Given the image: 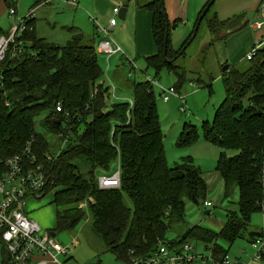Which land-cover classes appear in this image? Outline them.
Masks as SVG:
<instances>
[{"label":"trees","instance_id":"trees-1","mask_svg":"<svg viewBox=\"0 0 264 264\" xmlns=\"http://www.w3.org/2000/svg\"><path fill=\"white\" fill-rule=\"evenodd\" d=\"M134 1L152 13L157 50L145 57L146 68L153 70L154 78L162 70L173 73L177 92L186 82V71L177 59L185 56L202 25L211 34L205 52L248 23L243 21L244 12L219 20L215 0H207L197 15L196 22L204 13L195 37L188 43L191 32L175 49L171 33L180 20H168L164 0ZM67 30L70 37L59 44L39 36L33 25L20 36L28 42L24 55L1 63L6 95L0 98V156L12 155L27 140H34L36 161L43 164L48 176L41 197L53 191L55 226L50 232L72 230L89 214L92 231L105 251L122 264L150 256L159 242L176 252L187 243H202L222 263L237 239L250 244L261 235L250 228V221L264 204V46L246 59L243 70L229 65L220 72L224 97L212 120L202 122L203 139L220 148L214 170L223 181L224 198L231 197L235 188L238 191L236 209L227 211L223 227L214 231L186 223V203L205 200L206 182L190 156L173 166L168 164L150 82H134L132 103L110 101V86L101 81L104 72L93 37L86 39L74 27ZM6 33L0 26V35ZM214 78L210 75L208 81L197 78L196 82L212 93ZM57 103L60 111L55 109ZM197 140V127L183 122L176 146L189 147ZM227 150L236 153L229 156ZM47 154L51 160L46 159ZM117 161L120 187L99 188L97 170H113ZM168 230L176 233L173 239H166ZM0 244V264H11L1 236Z\"/></svg>","mask_w":264,"mask_h":264},{"label":"rangeland","instance_id":"rangeland-1","mask_svg":"<svg viewBox=\"0 0 264 264\" xmlns=\"http://www.w3.org/2000/svg\"><path fill=\"white\" fill-rule=\"evenodd\" d=\"M16 5L17 9V19L14 20L13 23H17L20 19L25 17L28 14V11H31L36 4L37 0H11ZM67 5V4H66ZM70 5V4H69ZM79 13V14H75ZM81 11H74L69 6H64L57 10V13L49 16L50 21H57L56 24L58 27L63 25H74L78 27V21L82 23ZM1 22V27L5 30L8 29L10 24H13L11 19L14 17L9 16L8 8L6 9V13L3 15ZM83 31L88 32L91 27L86 23H83ZM47 30V29H46ZM254 29L252 26H248L247 28L236 31L232 35H235L233 39H238L234 47L243 48L249 39V35L253 32ZM52 37H55L56 40H62L63 35L59 33L56 29L54 31L47 30ZM65 33V32H63ZM229 35V34H228ZM227 35V36H228ZM226 36V37H227ZM262 37H264V27L262 28ZM211 34L207 30V28L202 25L198 31L196 38L190 43V45L186 48L185 56L179 57L177 59V64L186 71V82L183 84L182 88L179 90V93L183 96L184 103L181 102L175 96L169 95L168 101H163L159 95L161 91V87L168 88L174 85L175 75L171 72H167V70H162L157 78H154V72L152 69L146 68L145 57H138L137 59H133L134 67L130 66V63L127 60H124L120 65L118 64V68L122 70H126L125 75H114V83L113 85H120V81H126L129 85H132L134 81H145L149 80H158L159 85L154 86V93L156 96V104L160 119V124L162 128V132L164 134L163 144L164 150L166 154L167 162L170 166L176 162H181L182 159L186 156H190L193 159V162L196 165L201 167V170L209 172L212 171L215 167L216 158L220 151V148L206 142L202 137V122L204 120L211 121L214 115V111L216 107L220 104L224 97V88L222 84V80L218 77L226 63H222L220 60V54L218 45H223L222 43H215L211 48L207 49L205 52L203 51L204 45L210 40ZM88 39V37L86 38ZM62 41H57L62 43ZM56 42V43H57ZM94 43V42H93ZM247 48V47H246ZM224 50V47L220 48ZM103 57L99 55V62L101 63L103 69L107 67L106 63L102 59ZM248 62L246 59L240 60L236 64V68L238 70H243L246 68ZM116 64L111 67L110 71H114L116 68ZM111 66V64H110ZM133 70V75L131 76ZM112 72H110V76ZM212 75L215 77L212 80V93H209L208 89L201 86L196 82V79L199 78L203 81H208L209 76ZM121 77H124L122 79ZM127 78V79H126ZM126 79V80H125ZM101 81L108 86L109 79L104 73L101 77ZM119 81V82H118ZM111 86V85H109ZM124 89V87H123ZM128 92H130L128 90ZM130 95V93H128ZM110 101H113V98H110ZM183 105L185 108V112L181 111L180 106ZM39 119V118H37ZM190 121L194 124L198 129V140L195 144L189 147H178L176 146V139L178 134L180 133L183 122ZM81 130V129H80ZM52 137V136H51ZM56 138H53L51 141H54ZM227 155L232 156L236 153L234 150H227ZM207 156L206 158L204 157ZM87 167H84L82 172L85 174ZM111 172L104 170H97V176L102 174H109ZM238 192H234L231 197L224 198L223 192L217 195V192L214 194L207 193L205 200H209L211 202L210 207H204L203 202L200 204L190 203L186 209V220L187 225L195 224L211 228L212 223L211 219L214 217H224L225 215V206L228 208L236 207V201ZM53 196V191H50L43 195L41 198H27L24 200L23 210L26 215L35 220L42 228V232L47 233L54 227V218H55V207L51 203ZM127 202V198L125 197ZM129 203V202H127ZM83 206H85L83 204ZM232 206V207H231ZM205 210H210V214L204 215ZM250 228L252 229H261L260 231L264 234V221L262 219V211L253 213L251 216ZM246 233H244L245 235ZM78 236L81 246L78 248L76 252H73L75 247L72 244L73 236ZM166 239H173L174 234L171 230H168L165 235ZM55 239L64 246H68L70 251L74 253V258L77 260L78 264H92V262L96 263L100 260L103 264H122L117 261L113 254L105 251L104 244L100 237L92 231L91 228V219L89 214L80 221L74 229L72 230H64L60 231L56 234ZM224 247H227V244L224 242H220ZM194 253L195 254H203L204 257L211 258V251L202 243H194ZM245 250V253L242 255L241 259V249ZM1 250V244H0ZM241 251V252H240ZM253 249L250 244L246 242L244 238L237 239L228 250V258L230 261L233 259L240 257V259L244 263L249 264H264V261L260 263L250 262V257L252 256ZM78 256V257H77ZM246 256V257H244ZM63 257V256H62ZM200 259L198 257L195 258L193 264H199Z\"/></svg>","mask_w":264,"mask_h":264},{"label":"built area","instance_id":"built-area-1","mask_svg":"<svg viewBox=\"0 0 264 264\" xmlns=\"http://www.w3.org/2000/svg\"><path fill=\"white\" fill-rule=\"evenodd\" d=\"M65 1L72 7L78 5L77 0ZM262 7L264 8V4ZM35 9L33 7L25 17L17 23H13L6 34L0 35V98L6 95L1 63L6 58L20 59L24 55L26 50L25 45L28 42L20 39V36L27 28H32L31 23L35 18ZM119 11V6L115 5L112 7V16L108 19V25L112 26L116 24ZM8 14L13 17L15 9L13 7L8 8ZM255 24L258 28L264 27V11L263 18ZM101 30L104 33V37L97 42L96 51L109 57L117 52L119 47L108 39V33L105 28ZM262 46H264L263 38L259 39L249 50L246 59L254 56L256 51ZM147 80L150 82L152 89H154L155 85H159L157 80ZM114 89V85H111V97H114ZM159 95L163 101H167L169 95H171L184 103L183 96L173 86L168 88L161 87ZM5 103L7 104V102ZM129 103L132 102L129 101ZM60 107V103H57L55 109L60 111ZM180 108L182 112H185L183 105ZM33 141V139L27 140L22 149L12 155L6 157L0 156V236L2 245L11 264L58 263V256L65 257V261L59 262V264H73L69 258H66L68 256L67 247L59 243L55 237H52L50 232H42L41 226L35 220L29 218L23 210L24 200L29 197H41L48 181L43 164L36 161L37 157L32 149ZM46 159L51 160V157L47 154ZM261 181L264 188V168L262 169ZM97 185L99 188L120 187V167L118 161L114 164V169L109 174L97 176ZM203 205L204 207H209L211 202L204 200ZM262 219L264 221V204ZM250 246L253 249L250 262H262L264 260V234L257 236L250 243ZM193 249H195L194 245L187 243L181 251L176 252L159 242L157 249L150 256L134 259L130 264H193L196 257L206 264H249L236 258L230 261L228 256L224 258L222 263H219L212 257L208 258L204 257L203 254H195ZM34 256H37V258H34Z\"/></svg>","mask_w":264,"mask_h":264},{"label":"crops","instance_id":"crops-1","mask_svg":"<svg viewBox=\"0 0 264 264\" xmlns=\"http://www.w3.org/2000/svg\"><path fill=\"white\" fill-rule=\"evenodd\" d=\"M206 1L207 0H164V6L168 20L170 22H173L174 20H180L179 25L171 33V42L175 49H178L182 45L183 41L192 32L194 24L197 19L198 12ZM77 2L78 5L76 7H72L65 0H40V2L34 4V6L31 7V8L33 7L36 8L35 18L34 20H32V24L34 25V28L39 36H42L45 39L53 42L62 41V40H56V38L52 37L51 34L47 32V30L54 31L57 29L59 33L63 35L62 39H64L62 43L57 42L59 44H63L70 37L71 33L67 30V28L74 27L77 29V31L84 33V35L89 39L93 37V42H94L93 44L95 47L97 45V42L100 39H103L104 33L101 29L105 28L108 33L107 34L108 39L114 45L119 47L117 52L110 55L109 57H106L104 54H99L103 57L102 59L107 65V67L103 69L101 63L99 62L103 72L106 74V76L109 79L108 86L113 85L114 75H125L126 73L125 72L126 70H122L118 68V64L121 65L124 60H127L130 63V66L134 67L135 60H132V58L137 59L138 57H142L144 55L148 56L156 52L157 48L153 40L152 29H151L152 13L146 8L138 7L134 0H77ZM6 3H10V5L13 6L16 10L13 16L14 18L11 19L13 23L14 20L17 19V9H16V5L11 0H0V21H2L3 19L2 17L6 13V9H7ZM263 4H264V0H215L214 7L219 20H225L234 15L244 12L246 14L244 16L243 21L246 20L248 21V23L240 30H243L248 26H252V28L254 29V31L250 33L249 39L246 42L247 44L243 46V48H240L238 46L237 47L233 46L234 44L237 43L236 41L238 40V39H233L235 35L232 34L234 32L230 33L227 37H225L224 40L218 41L219 43L223 42L222 43L223 45H218L220 60L222 63L236 66V64L240 60L246 59L247 53L255 45V43L259 41V39L261 38L264 39V37H262L263 27L258 28L255 24L257 21H260L263 18V11H262V9H264L262 7ZM115 5L119 6L120 8L126 7V12L124 19H120L117 16L116 24L111 26L108 25V19L112 16L111 10L112 7H114ZM64 6L65 7L69 6L74 11L77 12L81 11L82 14L81 13L80 14L82 16L81 19L82 23L78 21L77 23L78 27L75 26L74 23L73 25H63L58 27L56 25L58 24L57 21L49 20L50 15L57 13V10ZM75 14L77 15L79 13H75ZM83 23L86 24L89 23V25L91 26L89 30H87L88 32L83 31V26H82ZM11 25L12 24L9 25L7 30L5 29L4 30L7 32ZM0 26H1V22H0ZM222 46L224 47V50L220 49L222 48ZM116 63L117 65L114 71H110L111 67H113V65ZM110 72H112L111 73L112 77L110 76ZM129 73H132L131 74L132 76L133 70L132 72ZM121 78L124 79V77ZM127 80L120 82L118 81L121 86H118L116 84L114 85L115 89H114V97H112L113 101H121V100L131 101V92L134 83L132 85H129ZM128 90L130 92H128ZM128 93H130V95ZM204 157L206 158L207 156L204 155ZM174 164H176V162ZM202 175L207 186L206 194L207 193L214 194L217 192L216 196H218L223 192V181L217 171L213 169L212 171L209 172L206 171L203 172L202 170ZM236 191L237 188H235L234 192ZM190 203L191 202L186 203V209ZM186 209H185V214H186ZM224 209H225L224 217L222 218L214 217L210 220L212 223V227L210 229L214 231H219L225 223L227 211L236 209V207L228 208L225 206ZM207 211L208 212L204 213V215L211 213L210 210ZM54 226H55V218H54ZM253 230L260 231L261 229L254 228ZM171 232H173L175 237L176 233L173 230H171ZM72 244L75 247L73 252H76L78 248L81 246V242L77 235L75 237L73 236ZM66 247L68 249V256L66 258H69L73 264H78V258L76 260L74 258V253L70 251V248L68 246ZM241 251L240 252L242 259L243 257L242 255L245 253V250L242 248ZM34 258H37V256H34ZM57 259H58V263H51V264H59V262L65 261V257L62 256H58ZM236 259L241 260L240 257H237ZM0 260H1V250H0ZM97 262L103 264L100 260H98ZM199 264H206V263L200 261Z\"/></svg>","mask_w":264,"mask_h":264},{"label":"water","instance_id":"water-1","mask_svg":"<svg viewBox=\"0 0 264 264\" xmlns=\"http://www.w3.org/2000/svg\"><path fill=\"white\" fill-rule=\"evenodd\" d=\"M263 11H264V10H263ZM125 12H126V7H121V8H120V11H119V13H118V15H117L118 18H120V19H124ZM203 14H204V13H202V15L198 18L196 24L194 25L188 43H189L190 41H192L193 38L195 37V35H196V31H197V28H198V24H199V22L201 21V19H202V17H203ZM185 46H186V45H185ZM185 46L182 48V50L185 48ZM182 50H181V51H182ZM228 67H229V65H228V64H225V65L223 66V68H222L221 71L223 72V71L227 70ZM255 114H256V115H259V114H261V112H260V111H256ZM207 212H208L207 210L204 211V213H207ZM50 235H51L52 237H55V236H56V233H54V232H50Z\"/></svg>","mask_w":264,"mask_h":264}]
</instances>
